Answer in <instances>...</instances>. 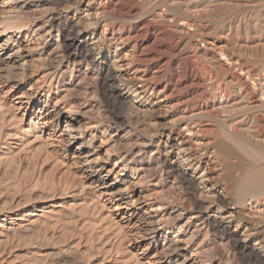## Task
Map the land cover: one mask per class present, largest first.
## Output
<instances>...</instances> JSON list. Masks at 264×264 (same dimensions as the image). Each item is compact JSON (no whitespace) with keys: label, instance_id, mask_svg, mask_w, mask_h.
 <instances>
[{"label":"rangeland","instance_id":"1","mask_svg":"<svg viewBox=\"0 0 264 264\" xmlns=\"http://www.w3.org/2000/svg\"><path fill=\"white\" fill-rule=\"evenodd\" d=\"M6 1L11 11L30 20L27 68L33 76L19 87L6 82L0 74V264H167L156 263L161 244L152 242L150 236L135 227L142 213L123 205L116 208L117 202L100 195L97 181L103 173L94 177L80 167L76 147L86 140L92 142L95 158L112 150L113 157L107 158L110 168L123 160L122 166L126 167L124 177H119L120 187H129L150 199L153 209L160 208L155 217L168 227L167 237L177 235L182 241L184 249L180 256L168 264L189 256L198 264H259L252 257H242L226 235L207 228L202 218L219 210L226 216L230 214V230L237 228L240 234L249 235V247L263 236L253 235L251 229L257 223L264 226V0H174V20L193 25L183 26L182 33L170 31L160 19V23L157 18L151 20L152 6L145 0H135L139 12L129 19L104 13L107 0H86L77 11L74 7L63 11L56 0ZM164 9L160 7L157 12ZM91 13H98V20L110 27L108 32L117 40L127 37L129 27L144 28L141 25L148 20L155 29L170 31L166 42L176 45L177 51L194 55L197 48L207 50L209 55L194 56L213 72L217 81H207L209 87L206 83L204 96L207 95L192 101L193 95L183 90L184 85L178 86L183 87L181 91L172 89L177 77L175 66L164 65L167 55L155 56V50L143 36L139 39L130 35V40H115L113 44L103 43L102 47L113 55L118 42L123 53L133 52L132 60L136 58L133 61L138 63L134 66L144 68L142 74L150 83H157L159 91L167 83L165 93L149 101L150 106L160 99L159 105L165 110L154 105V112H145L133 101V93L116 99L103 82L97 64L77 55L74 48L67 51L62 46L63 37L58 30V25L63 24L61 16L87 18ZM101 30L100 25L94 33L89 31L84 36L86 42H97ZM177 58L182 64L190 62L181 56ZM232 73L245 79L251 89L254 87L260 109L234 108L236 112L231 110L225 116L228 112L220 113L221 109L216 108L217 112L212 113L213 101L217 102L215 88L224 86ZM29 84L38 85L35 97L40 103L32 101L27 105L24 100L23 93ZM44 102L49 106L72 107V117L83 126V139L67 145L56 126L48 128L47 120L39 115ZM185 103L186 116L194 107L196 115L180 122L178 113L183 112ZM202 105L204 109L199 111ZM204 110L206 113H202ZM172 124H189L193 132L194 128L199 129L191 140L198 142L213 167L211 174L216 177L220 194L212 198L214 205L208 206L203 217L176 175L161 168L162 155L167 150L166 134ZM232 125L236 126L235 131ZM118 170L105 182H111L116 172L120 173ZM205 195L203 189H196V198Z\"/></svg>","mask_w":264,"mask_h":264},{"label":"bare ground","instance_id":"2","mask_svg":"<svg viewBox=\"0 0 264 264\" xmlns=\"http://www.w3.org/2000/svg\"><path fill=\"white\" fill-rule=\"evenodd\" d=\"M56 1H57L58 8L61 7L63 11L69 10L71 9V7H74L75 10L77 11L78 7L81 4H84V1L86 0H56ZM146 1H147V5L152 6L151 11L149 12L150 17L148 16L149 18H151V20H155L156 18L157 20L160 19L163 22V24L167 25L170 28L169 29L170 31L172 29V31L181 32V33L183 31V26L190 27L191 24L189 21H185V23L183 22L184 24H181V23H178L177 20H174L177 14L175 15L172 14L174 12V10L172 9V6L175 5L174 2L176 0L175 1L174 0H159V1L157 0L158 1V2L156 1L157 3H155L153 0H145V2ZM210 3H213V2H210ZM126 4H129V5L126 6ZM160 7H164L166 10L164 9L165 11L163 12H157L159 11ZM103 9L107 10V11L103 10L104 13H111L113 15H117L121 17L122 19H125V18L129 19L130 17L135 16L137 12H139L138 5L136 4L135 0H125L124 3L122 0H107V5L103 7ZM13 11L9 9L8 2L6 0H0V38L3 37V39L0 40V74L3 77V79H5L6 82H11L14 84V86L16 85L20 87V86H23V84L28 83V81H30L31 77L33 76V73L27 68L28 67L27 58L30 55L29 51H30V42H31L27 36L29 32L28 26L30 24V20L27 17L23 16L20 12H13ZM198 11L200 10H197L196 12ZM171 14L174 15L175 17H172ZM53 19L54 18H52V21ZM61 19H63L62 21L63 24L58 25V30L61 36L63 37V41H62L63 48L67 51H70L72 48H74L73 50L76 51L77 55L79 56L83 55L84 58H87L90 62L97 64V67L99 68V71L101 72V75L103 76L102 78L103 82L107 85V88L113 97H115L116 99H121L122 97L125 98L130 93H133V96H132L134 99L133 101H137L138 105H140L141 109L144 108L142 110H144L145 112L147 113L154 112L155 111V108H153L154 105L159 107L160 110L163 109V107L159 105V103H161L160 99L155 101L154 104H150V106H149V101H151V98L154 97L155 95L165 93V89L168 84L166 83L164 86V89L159 91L158 84L150 83L148 81L149 79H147L146 76L142 74L143 73L142 71L144 68L141 70V68H139L138 66H134V63L136 64L138 63L133 61L136 58L132 60V57L134 55L131 53L133 52L129 54L123 53L122 49H120V47L118 46L119 45L118 42L115 43L116 49L113 55L107 54L106 48L102 47L103 43L113 44L112 41L116 42L115 40L117 39H115L114 34H111L108 32V29L110 27H108L106 23L102 25L103 21L100 22L98 20V13L88 14L87 18H83L82 16V18L77 17L76 19H73V18L71 19V18H68V16H61ZM88 20L91 22L89 23ZM151 22L152 21L149 22L148 20L143 22L141 26H144V28H140L138 30L135 27H129V29L125 32L127 37H125L124 39H121V37H117L119 38L118 39L119 43H122L126 40H130V38L132 37L130 35H134V37L137 36V38L139 37V39L143 36L142 39H145L146 44L151 45L152 48L155 50L156 54L153 53L155 56H158L157 54L167 55L166 62L165 63L163 62L165 66H169L171 68L175 66L173 69L174 71H176L175 74H176L177 80H175L172 86L173 87L172 89H175L174 91L178 89H179L178 91H181L180 89H183V87L178 88V86L180 87L181 85H184L183 90H188L190 94L193 95V96H190L192 101L197 98L205 97L207 95L206 94L204 96L205 84L207 83V81L213 82V80L217 81V79L212 71L205 69L203 63L198 62L199 59L198 60L195 59L196 57L194 55L195 54L209 55V53H207V50L205 49L200 50V48H197V49L195 48L196 51L195 52L192 51L193 54L195 53L194 55L190 53L189 54L183 53V52L181 53L177 51L176 47H174L176 45L173 46L166 42L168 41L167 37H169L168 32L170 33V31L166 32L167 31L166 30L165 32L164 31L161 32L160 29L158 30L155 29V25H153ZM100 25L103 26V30H101V32L99 33L97 42H95V40H94V43L91 41L86 42L85 40L86 38H84V36L89 34V31L94 33ZM177 42H180V41L177 40ZM179 56L184 58V60H188L190 62L188 64H184V63L182 64L181 59L177 58ZM184 60L182 59V61ZM239 68L241 70V67ZM225 72H227V69ZM244 80L241 79L239 75L232 73L230 74L227 82H224V86L218 85L215 88V92H214L217 98V102L216 104H214L215 101L211 100L213 101L211 111L212 110L216 111L217 110L216 108H218V109H221L222 111L220 113L228 112L225 114L226 116L227 114H229V111L231 110L236 112V110L241 111L242 109L244 111L246 110L250 111L249 109L251 110L252 109L257 110V108L260 109L259 107H261V104L259 103L260 105H257L258 98H256L252 90L254 89V87L252 86L253 88L251 89L245 83ZM36 86L38 85L29 84L26 92L23 93L24 95L23 97H24V100H26L27 105H29L32 101L35 103H40L39 99L35 97V94H36L35 89L37 88ZM207 86H208V83H207ZM258 91L260 92V90ZM188 98H186L185 102L189 100ZM187 103H185V109L183 110V112L178 113L180 122L183 120L184 121L190 120L196 115L194 111L197 108L194 107V110L188 111V114L190 113V116L189 117L186 116V110L188 109ZM60 106L59 105L49 106L47 103L44 102V104L40 107L39 115H43L44 120L45 121L47 120L46 125L48 128H51L53 126H56V128H58L57 133L59 132L60 137L65 140L67 145H71L73 143L81 141V139H83L85 135L84 129L82 128L83 126H81V123L72 117V112L70 110L72 107L70 106L71 108L68 107L69 109H66L64 106L63 107H60ZM132 106L134 107V105ZM203 107H204L203 105L199 106V111H202L204 109ZM234 108H238V109L234 110ZM159 109H156V110L159 111ZM138 110L140 109L138 108ZM198 113L200 114V112ZM202 113H206L205 110ZM212 113L208 112V114H212ZM214 119H216V117ZM175 126L176 124L174 125L172 124L171 127H168L171 129H168L167 134H166L167 143L165 146L167 150L162 155L163 159L161 160L160 165H162L161 168H163V171H166L167 173L175 174L176 177L181 181L185 190L191 195L190 198H192V203H193L194 208L198 211L199 215L203 217L205 212L208 211V208L214 205V200L212 198L214 197L216 199L219 197L217 196L220 194L217 191L218 182L216 183L215 181L216 177L214 178L211 174L212 166L209 160L205 159L206 152H204V150L200 148L196 140L195 141L191 140L193 137V133H196L197 131H199V129L194 128L195 132H193V129L189 126V124H186V126L184 127H180V126L175 127ZM232 126H231V129L235 131L234 128H236V126L235 127L234 125ZM165 129H166V126H165ZM37 138H41V137H37ZM90 142H91L90 140L88 141L86 140L85 142L82 141V143L79 142L80 144L76 147V153H77L76 158L79 160L80 167L90 171L91 175H94V177H99V174L103 173V175L100 178H98V181H97L98 187L101 191L100 195L104 197L107 196L109 200L117 202L118 205L116 208H118V206L123 205L124 208L135 209V211H140L142 213V214L140 213L141 215L136 221L137 225L135 224L136 225L135 227L139 232H141L145 236H148V237L150 236V239L152 242H156V243L158 242L161 244L160 245L161 252H160V255L156 258V261H157L156 263L162 262V263L168 264V263L173 262L174 259L180 256V253L183 251L184 248H183L182 241L178 239V236L175 235L170 238L167 237L168 227L166 226V224H163V222H161L162 220L160 221L156 220L155 213L159 211L160 208L156 207L155 209H153L152 208L153 206H151L152 203L149 202L150 199H148L149 200L148 201L146 198L143 197L144 195H142L141 193L139 192L136 193L129 187L121 188L120 183L122 181L119 179V177H124L123 172L126 167V166L124 167L122 166L123 160L119 159L117 162L114 163L113 168H110L108 166L107 158L113 157L114 154H112L111 152L112 150H106V152H104L105 155H103V157L102 156L100 157L97 154L98 156L95 158L93 156V153L95 152V148L91 147L92 142L91 143ZM117 168H119L118 171H120V173L116 172L112 181L106 183L105 182L106 178L109 177L112 173H114V170ZM198 168H202L203 171L198 172ZM199 188L203 189V191L206 193L205 197L202 199L195 197V191L196 189H199ZM245 190L246 189H244V191ZM254 190H256V188ZM145 199L150 204H146L148 202H146ZM206 202H207V205H205ZM146 206H148L149 208H146ZM229 215L226 216L225 214H222L219 210V211H216L215 213L208 214L205 218L203 217L202 223L207 228H211L212 231L220 232L226 235L228 239L230 240V243L234 245V247L236 248V250L242 257H247V256L252 257L256 259L259 262V264H264V226L259 225V223H257V225L252 226L253 228L251 230H252V234L254 233L253 235L261 236L263 234V236L253 244V247H249L247 244V239H246L247 237H249V235H243L242 233L240 234L237 228L230 230V222H231V219H233V217L231 216L232 218H230ZM158 226L160 228H158ZM245 233H246V230H245ZM242 236H244L245 238H242ZM189 257H184L181 261L178 260L176 264H198L195 260Z\"/></svg>","mask_w":264,"mask_h":264}]
</instances>
